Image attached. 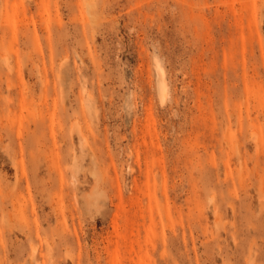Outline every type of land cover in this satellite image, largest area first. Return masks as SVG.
<instances>
[{
    "label": "rangeland",
    "instance_id": "rangeland-1",
    "mask_svg": "<svg viewBox=\"0 0 264 264\" xmlns=\"http://www.w3.org/2000/svg\"><path fill=\"white\" fill-rule=\"evenodd\" d=\"M0 264H264V0H0Z\"/></svg>",
    "mask_w": 264,
    "mask_h": 264
},
{
    "label": "bare ground",
    "instance_id": "bare-ground-1",
    "mask_svg": "<svg viewBox=\"0 0 264 264\" xmlns=\"http://www.w3.org/2000/svg\"><path fill=\"white\" fill-rule=\"evenodd\" d=\"M158 73L160 75L159 77H161L162 76V71H161L160 67H158ZM160 87H162V90H164L163 84H162V86L160 85Z\"/></svg>",
    "mask_w": 264,
    "mask_h": 264
}]
</instances>
